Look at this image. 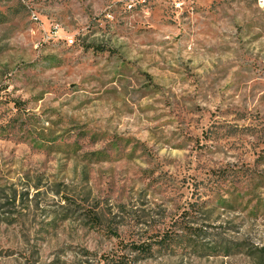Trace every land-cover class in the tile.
<instances>
[{"label": "rangeland", "instance_id": "obj_1", "mask_svg": "<svg viewBox=\"0 0 264 264\" xmlns=\"http://www.w3.org/2000/svg\"><path fill=\"white\" fill-rule=\"evenodd\" d=\"M120 259L264 264V0H0V264Z\"/></svg>", "mask_w": 264, "mask_h": 264}, {"label": "trees", "instance_id": "obj_2", "mask_svg": "<svg viewBox=\"0 0 264 264\" xmlns=\"http://www.w3.org/2000/svg\"><path fill=\"white\" fill-rule=\"evenodd\" d=\"M172 243L173 242H172L170 235L166 233H162L161 235L155 237V239H152L151 241L142 242V243H135V242L131 243L130 249H132L133 251H137L142 255H150L153 249H156V250L159 249L161 251L164 249L166 250L168 248H171ZM126 248H127V245H126ZM121 262L122 264L124 263L122 259H120L119 261L115 263L120 264Z\"/></svg>", "mask_w": 264, "mask_h": 264}, {"label": "built area", "instance_id": "obj_3", "mask_svg": "<svg viewBox=\"0 0 264 264\" xmlns=\"http://www.w3.org/2000/svg\"><path fill=\"white\" fill-rule=\"evenodd\" d=\"M181 5V3H176V6H180ZM71 42H73V40H71Z\"/></svg>", "mask_w": 264, "mask_h": 264}]
</instances>
